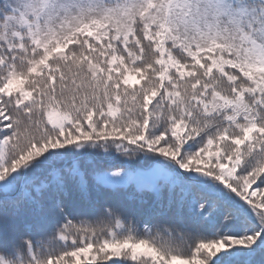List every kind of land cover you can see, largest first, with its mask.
Segmentation results:
<instances>
[{"label":"snow or ice","instance_id":"1","mask_svg":"<svg viewBox=\"0 0 264 264\" xmlns=\"http://www.w3.org/2000/svg\"><path fill=\"white\" fill-rule=\"evenodd\" d=\"M0 264H264V0H0Z\"/></svg>","mask_w":264,"mask_h":264},{"label":"trees","instance_id":"2","mask_svg":"<svg viewBox=\"0 0 264 264\" xmlns=\"http://www.w3.org/2000/svg\"><path fill=\"white\" fill-rule=\"evenodd\" d=\"M79 199H80L79 193L76 192L74 189H70L69 195L66 198V200L68 202H72V201H79ZM117 199H119L125 206L131 209L142 207V205L139 203V194L136 193L134 188H129L127 190L121 191L117 195ZM144 199L148 201V205L146 206H151L154 197L151 194H144ZM76 214L77 213H73L72 215H76ZM72 215L69 216V219H72ZM33 218H34V212L31 208L25 207L20 210L19 219H20L21 227L24 230H28V228L32 225ZM78 222H79L78 220L75 219L73 220V224H77ZM135 226L142 231V226L139 223H137ZM205 231L207 232L213 231L211 225L206 226ZM57 237H58V232H57Z\"/></svg>","mask_w":264,"mask_h":264},{"label":"rangeland","instance_id":"3","mask_svg":"<svg viewBox=\"0 0 264 264\" xmlns=\"http://www.w3.org/2000/svg\"><path fill=\"white\" fill-rule=\"evenodd\" d=\"M119 159H120V158H119V157H117V162H119Z\"/></svg>","mask_w":264,"mask_h":264}]
</instances>
